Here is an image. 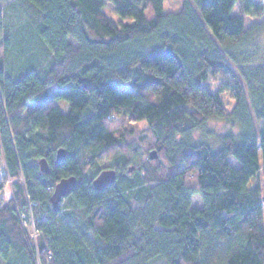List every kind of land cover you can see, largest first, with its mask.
<instances>
[{
    "label": "trees",
    "instance_id": "16d2710c",
    "mask_svg": "<svg viewBox=\"0 0 264 264\" xmlns=\"http://www.w3.org/2000/svg\"><path fill=\"white\" fill-rule=\"evenodd\" d=\"M183 2L18 0L15 28L0 15V264H264V62L239 52L264 5Z\"/></svg>",
    "mask_w": 264,
    "mask_h": 264
},
{
    "label": "rangeland",
    "instance_id": "374dc122",
    "mask_svg": "<svg viewBox=\"0 0 264 264\" xmlns=\"http://www.w3.org/2000/svg\"><path fill=\"white\" fill-rule=\"evenodd\" d=\"M261 4L264 5V0H258ZM183 0H163V6H164V10L165 11H178L180 10V8L183 5ZM18 7V0H0V15L1 18L3 20V23L6 25V27L9 26V28H15L18 27L19 23L17 20L18 17V13H20V10L17 9ZM105 11L107 12V14L114 20V21H119V20H124L122 19V17L120 15H118L114 9V7L109 3L107 4V6L104 8ZM233 13H239V9H238V5H236L234 7V12ZM129 20L128 18H126L124 21ZM246 21H247V26H253L255 24H258L259 28V32L257 33V35L255 37H250V40H247L245 45L241 48V50L239 52L243 53V57H246L245 59H247L248 63L250 64H258L264 62V14L262 17H256V18H252V17H246ZM263 25V26H261ZM12 30V29H11ZM4 55V53L2 52V48H1V44H0V59L1 57ZM248 57V58H247ZM244 59V58H243ZM213 87H214V91H216L217 87V82H216V78L213 79ZM222 98H224L225 102L229 103V107H232L234 105V100H232L229 97V93H221ZM62 105L64 106V108L66 110H68V104L66 101L61 102ZM32 107V106H31ZM141 128L146 127L147 123L141 121L140 124L138 125ZM210 128L217 132V133H221V132H225L227 131L228 128V123H226L225 121H221V120H216L211 122L210 124ZM214 136L213 138H210L211 142H215L214 140ZM137 158L138 159H142L145 156V153L142 151H140V153L137 154ZM3 156H0V167L2 166L3 163ZM109 162V161H108ZM2 176V172H1V168H0V177ZM4 194L7 197H10V195H12V187L11 184L6 185L5 190H4ZM194 204L195 205H201V196H195L194 198ZM35 220L34 216L30 217V220L26 223V227L28 228V231L33 235V236H37L36 234V225H33ZM34 244V242H32ZM35 258L37 259V263L40 264V258H39V254L37 253Z\"/></svg>",
    "mask_w": 264,
    "mask_h": 264
},
{
    "label": "water",
    "instance_id": "95a60500",
    "mask_svg": "<svg viewBox=\"0 0 264 264\" xmlns=\"http://www.w3.org/2000/svg\"><path fill=\"white\" fill-rule=\"evenodd\" d=\"M66 155V150L64 148H60L57 152L56 155V160L57 162H62L65 158ZM150 158L152 160L156 159L159 157L157 150L153 149V151L150 152ZM40 168L41 171L43 172H48L50 171L49 168V162L46 158L40 159ZM133 165L130 168V171L133 169ZM117 170L113 167L111 168H106L100 171V173L94 178L93 180V186L96 190H103L106 187L110 186L112 183L115 182L117 179ZM77 178L74 175L62 178L57 182V185L55 186L53 190V194L51 195L50 201L53 204V208L55 210L58 209V206L60 204V201L68 196L72 192V190L76 187L77 185Z\"/></svg>",
    "mask_w": 264,
    "mask_h": 264
},
{
    "label": "built area",
    "instance_id": "2783aa9c",
    "mask_svg": "<svg viewBox=\"0 0 264 264\" xmlns=\"http://www.w3.org/2000/svg\"><path fill=\"white\" fill-rule=\"evenodd\" d=\"M0 168H1V171H2V167H0ZM26 223H27V222H25V224H24V225H26ZM33 225H34V223H33ZM35 231H36V234H37V230H35ZM30 236H32V237H33V238H35V239L37 238V236H36V235H35V236H33L31 233H30Z\"/></svg>",
    "mask_w": 264,
    "mask_h": 264
},
{
    "label": "crops",
    "instance_id": "0c3cea01",
    "mask_svg": "<svg viewBox=\"0 0 264 264\" xmlns=\"http://www.w3.org/2000/svg\"><path fill=\"white\" fill-rule=\"evenodd\" d=\"M11 196V195H10Z\"/></svg>",
    "mask_w": 264,
    "mask_h": 264
}]
</instances>
